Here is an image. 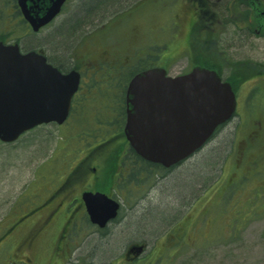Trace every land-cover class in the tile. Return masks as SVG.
<instances>
[{
    "label": "rangeland",
    "instance_id": "374dc122",
    "mask_svg": "<svg viewBox=\"0 0 264 264\" xmlns=\"http://www.w3.org/2000/svg\"><path fill=\"white\" fill-rule=\"evenodd\" d=\"M101 1H67L52 24L19 40L22 50L39 48L51 64L64 71L76 67L85 80L91 77L86 69L97 61L99 47L121 51L126 44L132 47L133 53L121 64L122 82L132 71L151 63L164 68L169 66L171 75L186 71L187 58L175 62L171 58L177 47L173 41V26L169 24L172 14L162 10L167 3L165 0H156L159 11L155 17L136 16L133 20L129 17L110 19L114 2ZM252 1L255 2L219 1L218 11L226 23L219 44L221 57L228 65L222 73L224 78L229 75L233 63L252 62L264 68V34L256 33L254 28L243 30L237 26L240 18H248ZM258 2L259 8L264 10V0ZM227 8H236L237 12L234 18L226 21L229 18ZM78 19L79 22H75ZM154 21L158 27L154 26ZM8 26L13 27L15 34H21V20L14 14L12 1L0 0L2 38H12L13 32L7 31L10 30ZM93 67H98L97 63ZM250 71L243 69V75ZM236 101V114L185 161L168 169L157 167V174L145 182L140 179L141 165H133L124 172L119 187L117 185L109 193L121 206L118 216L108 226L97 229L88 221L86 213L76 215L72 228L63 238L68 245L64 264H264V212H253L247 223L229 233L226 220L231 204L223 202L224 208L217 211L221 195L228 194L224 191L228 184L233 186L235 210L244 208L252 190L264 187V172L259 173L264 169V74L242 83L236 89ZM82 102L76 104L77 109ZM68 127L66 124H41L14 143H0L1 224L8 220V215L23 197L29 199V205L50 197L55 192L53 187L61 183L78 161H83L84 171L56 197L65 195L75 200L82 191L96 189L95 180L103 168L97 157H87L85 152L78 150L72 154L70 167L64 162L58 163L64 144L60 140L61 130ZM73 129L75 126L68 131ZM250 160L255 163L252 165ZM258 191L264 193V188ZM209 207L212 212H207ZM205 209L203 219L201 214ZM188 213L187 232L180 244L177 240L180 232L176 229L166 234ZM196 218L198 221L194 223ZM134 243H143L146 249L141 256L127 260L124 253ZM22 256H13L7 247L0 246V264H23ZM46 259L41 255L38 264H47ZM63 260L56 264H63Z\"/></svg>",
    "mask_w": 264,
    "mask_h": 264
},
{
    "label": "water",
    "instance_id": "95a60500",
    "mask_svg": "<svg viewBox=\"0 0 264 264\" xmlns=\"http://www.w3.org/2000/svg\"><path fill=\"white\" fill-rule=\"evenodd\" d=\"M17 1L32 31H37L67 0ZM80 78L77 70L64 73L41 52L21 53L17 43L1 42L0 141L14 142L39 124L65 122ZM125 95V139L139 157L164 168L201 149L237 106L231 83L201 66L172 77L162 67L140 71L129 80ZM81 199L89 221L98 228L118 214L119 202L102 191L86 190ZM144 247L130 245L126 257L139 256Z\"/></svg>",
    "mask_w": 264,
    "mask_h": 264
},
{
    "label": "flooded vegetation",
    "instance_id": "af4514ba",
    "mask_svg": "<svg viewBox=\"0 0 264 264\" xmlns=\"http://www.w3.org/2000/svg\"><path fill=\"white\" fill-rule=\"evenodd\" d=\"M11 1L14 14L21 20V29H19L22 31L21 34H15V32H13V27H6L10 28V30L7 29V31L13 32V36L12 38L5 39L1 37L0 32V43L2 42L7 45L17 43L21 53L31 50L43 53L39 48L23 51L19 40L22 39L23 36L32 35L34 32H40L46 25L52 24L56 20V17L63 11L67 1L62 5V10L56 17L37 31H32L31 25L23 16L18 1ZM165 1L167 3L162 10L165 12L170 11L172 14L169 24L171 23L173 26V41H175L177 47L176 51L171 54V58L174 60L172 61L175 62L183 57L187 58L186 71L172 75H184L198 65L215 70L224 79L222 73L223 70L228 68V65L225 64L224 58L221 57V50L219 48V44L222 42L225 23V20L220 17V12L218 11L220 0ZM112 2L114 3H112L113 6L110 8V11L113 13L110 15V19L129 17L133 20L136 16L147 15H154L155 17V15H158L159 11L156 0H113ZM249 5L250 11L248 18H240V23H238L239 25L237 26L243 30L254 28V31L260 34L264 27V11L260 8L256 9L253 3V6H251V4ZM112 9L116 11L114 12ZM227 9L229 18H227L226 21L234 18L237 12L236 8ZM257 19L262 23L258 24ZM154 26L158 27L155 21ZM101 49L102 47H99L97 50V60L102 64L113 63L115 59L121 62L122 60H126L130 55V51H128L130 49L127 44L123 47L124 50L119 52H115L116 50ZM124 52L126 53L124 54ZM43 54L45 55V53ZM149 67L159 66L151 63L149 66L144 67V69H149ZM167 68H169V66L165 68L168 72L167 74L172 76L169 74ZM62 72L67 71L62 70ZM263 74L264 68L256 72V76H262ZM80 75L79 86L82 88L85 77L82 73ZM248 81L249 80L246 82ZM58 194H60V192H53L50 197L43 198L39 203L37 202L28 206L23 201H19V205L8 215V220L4 224L0 223V246L2 247V245H4V247H7L13 256L19 257V254L23 255V260L26 261L24 262L21 260L23 264H38L41 260V255L47 257V264H56L66 257L65 254H67L68 245L63 241V238L72 228L76 215L78 217L79 213L84 214L86 212L80 196L75 200H70L67 199L68 197H65V195L56 197ZM21 207L22 211L20 212ZM14 250L17 252L14 253ZM47 253H50V255L47 256ZM134 258L135 257H127V259L130 260Z\"/></svg>",
    "mask_w": 264,
    "mask_h": 264
},
{
    "label": "trees",
    "instance_id": "16d2710c",
    "mask_svg": "<svg viewBox=\"0 0 264 264\" xmlns=\"http://www.w3.org/2000/svg\"><path fill=\"white\" fill-rule=\"evenodd\" d=\"M108 1L106 0L105 3ZM102 3H104V0ZM258 3V0L253 2L256 9H259L257 7ZM79 20L80 19L75 22H79ZM261 33L264 34V27ZM116 51L119 52L120 50ZM128 51H130V57L133 53V49ZM125 53L126 52H124V54ZM127 59L124 61L126 62ZM96 63L98 67H93ZM121 64H124L123 60L120 62L116 59L113 63L102 64L98 62V60L90 63V68L86 70H89L87 72L91 74V77L86 78L82 83V88H80V90L74 95L71 105V113L65 123L66 125H69V127L66 128V130H61L62 134H60V140L61 142H64L62 146L64 150L62 149L60 152L61 158L58 163H61L62 165L64 162V164L70 167L72 154L74 151L77 152L78 150L80 152H85L87 157L89 155L97 157L98 161L102 162L103 168L102 173H100L99 176L97 175L94 186L97 190L100 189L107 194L111 193L117 185L119 187L120 178L123 176V173L128 171L133 165H141L140 179H144V182L148 181L147 179L152 175L154 177L155 174H157V167L160 168L158 164H152L145 161L143 158L141 159V157L129 147L128 142L125 140L123 129L126 119L125 89L128 80L134 74L138 73L139 70L144 68L132 71L127 80L122 82L121 77L123 74V66ZM75 66H77V68L79 67L78 64H75ZM247 67L251 69V71L250 73L243 75V69H248ZM258 70H262V68L252 62H244L240 64L233 63V65H231V71L225 79L231 82L233 90L236 91L242 83L251 79ZM80 101L83 102L77 109L76 104H79ZM73 126H75V129H73L74 131H68V129L71 130ZM253 146L254 149L257 147L256 142ZM250 163L253 165L255 161L250 160ZM83 166V161H78L73 169H69V172L66 173L61 183H58L53 188L58 192H64V190H67L72 182L80 177L79 175L84 171ZM263 172L264 169L259 173ZM51 176L55 179L53 177L54 175ZM135 180L137 181L138 178ZM263 188L264 187L258 186L257 189L252 190V195L246 199L245 206L242 208L243 210H235V205L233 204V186H231V184L227 185V190L225 189L224 191L228 194L221 195L220 200L217 202L220 206L217 211L224 208V205L222 204L223 202L226 203L227 201L231 204L230 216L226 220L229 233L235 232L240 225L247 223L248 217H250L253 212H264V193L258 191ZM123 193L128 194L125 191ZM22 201L26 203L27 206L29 205V199L27 197H23ZM211 208L212 207H209V209H207L208 211L205 209L204 212H202V218H205L204 215L206 211L212 212ZM188 215L189 213L184 216L185 219L176 224L174 228L172 227L166 234L168 235L176 229L178 233L180 232L177 239L180 240V244L183 241L182 239H184V234L187 232L185 226L187 223L185 220L186 218H189L187 217ZM197 216H199V214H197ZM186 221L189 222V219ZM197 221L198 219L196 218L194 223ZM195 225L196 224H193V227L197 229ZM174 244L178 245L176 242H174ZM65 260L62 261L63 264Z\"/></svg>",
    "mask_w": 264,
    "mask_h": 264
}]
</instances>
